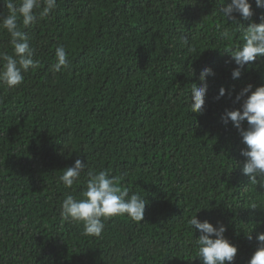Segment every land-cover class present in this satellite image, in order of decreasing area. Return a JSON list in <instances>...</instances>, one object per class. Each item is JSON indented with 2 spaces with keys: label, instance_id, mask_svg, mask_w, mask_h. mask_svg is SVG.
Segmentation results:
<instances>
[{
  "label": "trees",
  "instance_id": "obj_1",
  "mask_svg": "<svg viewBox=\"0 0 264 264\" xmlns=\"http://www.w3.org/2000/svg\"><path fill=\"white\" fill-rule=\"evenodd\" d=\"M249 2V21L233 13L242 28L264 18ZM57 5L27 27L18 20L40 66L13 89L0 85V264H202L194 215L223 224L238 250L233 264H248L264 233V187L243 174L245 145L221 117L240 108L235 96L246 85H264V57L231 77L226 51L243 43V30L224 18L221 0ZM7 14L0 0V21ZM225 28L230 41L220 38ZM10 39L0 30V51L12 55ZM61 45L69 67L56 73ZM205 67L215 75L198 115L190 89ZM221 87L226 95L216 99ZM76 159L85 168L66 189L59 177ZM105 169L147 203L141 222L112 217L97 238L62 221L60 206L69 193L81 197L88 171Z\"/></svg>",
  "mask_w": 264,
  "mask_h": 264
},
{
  "label": "clouds",
  "instance_id": "obj_2",
  "mask_svg": "<svg viewBox=\"0 0 264 264\" xmlns=\"http://www.w3.org/2000/svg\"><path fill=\"white\" fill-rule=\"evenodd\" d=\"M3 3L8 14L0 21V30H6L10 35L13 54L9 55L6 51H0V85L13 89L23 82V73L28 72L30 68L34 70L40 66L39 61L33 59L34 53L29 45V37L20 30L18 20L27 27L47 17L58 5L57 0H20L19 4L17 0H3ZM255 4L257 7H264V0H255ZM223 5L224 0H221L220 12L223 13L224 18L231 20L239 28L242 26L233 13L239 14L240 19L245 21H249L253 16L249 0H230L227 6ZM219 27L218 25L217 28ZM242 30L243 43L226 51L236 65L231 71L233 79L241 76L242 69L246 65L264 57V18L260 23H249L247 28ZM232 37L233 30L225 28L220 32L221 40L230 41ZM68 67L69 61L65 48L62 45L57 46L52 70L60 73ZM213 75L215 73L212 69L205 67L198 77L201 86L191 84L189 106L192 113L203 114L208 87L206 78ZM227 94L231 96L230 91ZM225 95L226 89L221 87L216 99ZM241 100L240 108L225 110L221 119L225 124L232 123L245 145V148L241 150V155L246 158L242 172L248 177V182L264 187V85L257 86L254 90L253 85H246L235 96V101ZM243 122H246V128L242 127ZM84 168L85 164L76 159L72 166L63 170L59 181L66 189H71L74 184L80 182ZM87 177L86 188L80 198L69 193L62 200L60 206L62 221L82 224L85 235L99 238L105 229V222L112 217L126 215L136 222L144 219L146 199L135 193L129 195L128 189L118 186V179L110 176L108 170L88 171ZM188 223L193 230L200 232L195 243L196 255L202 264H233L238 250L225 238L224 233L227 229L223 224L218 223V226L214 227L208 221H199L196 215L192 216ZM249 233L246 236L251 240L252 236ZM256 241L257 248L248 264H264V233H258Z\"/></svg>",
  "mask_w": 264,
  "mask_h": 264
}]
</instances>
